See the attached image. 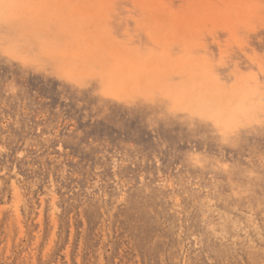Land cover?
Here are the masks:
<instances>
[{"label": "rangeland", "instance_id": "obj_1", "mask_svg": "<svg viewBox=\"0 0 264 264\" xmlns=\"http://www.w3.org/2000/svg\"><path fill=\"white\" fill-rule=\"evenodd\" d=\"M0 264H264V0H0Z\"/></svg>", "mask_w": 264, "mask_h": 264}]
</instances>
